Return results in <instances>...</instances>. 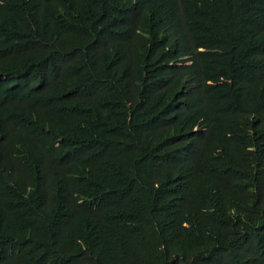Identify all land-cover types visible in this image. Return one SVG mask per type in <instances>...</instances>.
<instances>
[{"label": "trees", "instance_id": "obj_1", "mask_svg": "<svg viewBox=\"0 0 264 264\" xmlns=\"http://www.w3.org/2000/svg\"><path fill=\"white\" fill-rule=\"evenodd\" d=\"M0 264H264V0H0Z\"/></svg>", "mask_w": 264, "mask_h": 264}, {"label": "clouds", "instance_id": "obj_2", "mask_svg": "<svg viewBox=\"0 0 264 264\" xmlns=\"http://www.w3.org/2000/svg\"><path fill=\"white\" fill-rule=\"evenodd\" d=\"M187 58H189L188 56H182V57H180V59L182 60V59H187ZM183 62H178V64H182ZM187 63V62H186Z\"/></svg>", "mask_w": 264, "mask_h": 264}]
</instances>
